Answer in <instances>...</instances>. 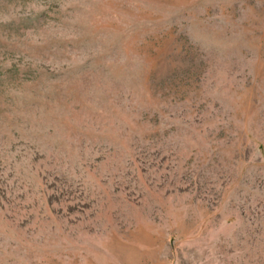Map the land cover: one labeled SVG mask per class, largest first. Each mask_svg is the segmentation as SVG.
Returning a JSON list of instances; mask_svg holds the SVG:
<instances>
[{"label": "rangeland", "instance_id": "obj_1", "mask_svg": "<svg viewBox=\"0 0 264 264\" xmlns=\"http://www.w3.org/2000/svg\"><path fill=\"white\" fill-rule=\"evenodd\" d=\"M0 264H264V0H0Z\"/></svg>", "mask_w": 264, "mask_h": 264}]
</instances>
